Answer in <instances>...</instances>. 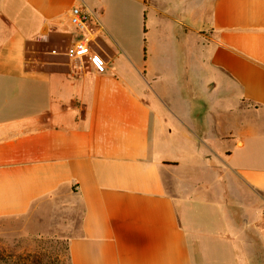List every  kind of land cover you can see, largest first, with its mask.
I'll return each instance as SVG.
<instances>
[{
  "label": "crops",
  "instance_id": "0c3cea01",
  "mask_svg": "<svg viewBox=\"0 0 264 264\" xmlns=\"http://www.w3.org/2000/svg\"><path fill=\"white\" fill-rule=\"evenodd\" d=\"M46 212L69 264H264V0H0V224Z\"/></svg>",
  "mask_w": 264,
  "mask_h": 264
},
{
  "label": "rangeland",
  "instance_id": "374dc122",
  "mask_svg": "<svg viewBox=\"0 0 264 264\" xmlns=\"http://www.w3.org/2000/svg\"><path fill=\"white\" fill-rule=\"evenodd\" d=\"M94 48L99 50L100 45L94 44ZM204 210L201 217L213 219L214 212ZM52 218L46 212L1 223L0 264H31L27 259L35 256L46 264H69L65 235Z\"/></svg>",
  "mask_w": 264,
  "mask_h": 264
},
{
  "label": "built area",
  "instance_id": "2783aa9c",
  "mask_svg": "<svg viewBox=\"0 0 264 264\" xmlns=\"http://www.w3.org/2000/svg\"><path fill=\"white\" fill-rule=\"evenodd\" d=\"M94 20L96 26L100 27V23H98V21L96 20V16L85 8L74 6L70 11L71 23L77 29L81 30L82 33L83 30H90V25ZM90 41L91 39L82 36V38L68 47L66 53L70 57L77 58L88 56L97 69L103 70L105 62L102 57L91 48Z\"/></svg>",
  "mask_w": 264,
  "mask_h": 264
},
{
  "label": "trees",
  "instance_id": "16d2710c",
  "mask_svg": "<svg viewBox=\"0 0 264 264\" xmlns=\"http://www.w3.org/2000/svg\"><path fill=\"white\" fill-rule=\"evenodd\" d=\"M27 260H30V263H31V264H46V263H44L40 258H38L37 256L32 257V258H30V259H29V257H28Z\"/></svg>",
  "mask_w": 264,
  "mask_h": 264
}]
</instances>
